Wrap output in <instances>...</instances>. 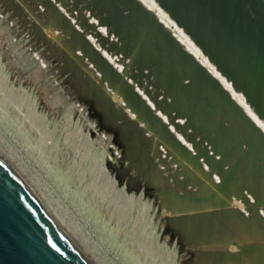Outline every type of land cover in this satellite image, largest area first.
I'll return each mask as SVG.
<instances>
[{
  "label": "rangeland",
  "instance_id": "obj_1",
  "mask_svg": "<svg viewBox=\"0 0 264 264\" xmlns=\"http://www.w3.org/2000/svg\"><path fill=\"white\" fill-rule=\"evenodd\" d=\"M60 1L61 0H0V146L4 152L12 158L11 160L14 161L23 172L30 184L35 186L34 189L36 188V192L42 194L39 196L43 197L47 206L55 212V216L58 217L62 225L72 233L76 240H78L82 248L84 250L86 249V253L89 257H92V261L95 264H185L188 255L182 251L181 244L173 241L170 234L166 232L164 217L171 215L168 206L160 207L158 203L161 202V200H156V197L150 195V193L128 191L126 184L122 186L119 185L115 169L114 167L111 168L108 163H117V157L113 152H117L120 155V150H118L116 144L112 143V137H107L101 132V128H99L101 118L96 119V117H94L92 120L86 105L74 103L69 95L70 91L66 89L67 87L65 85L64 88L60 87L62 84L58 86V84L62 82L57 79V75L48 74L47 71H49L52 64L43 56V50H49V52L55 56L72 59L73 63L78 65L77 59L79 61L80 59L75 57L74 54L76 53L78 56H83L81 50L74 49L73 53L70 54L67 52L66 54L63 50L65 45L71 46L75 41L82 45L92 43L95 49L104 56L103 49L106 48V51L110 50L108 43H106L107 45H102V41L98 42V39L102 37H105L104 40L108 38L112 39V42L118 45V50L116 52L109 51L110 53L114 52L115 56L114 60L108 61L110 66L113 65L116 72H119V75H123L120 76L125 80L126 84L128 83V85L123 86L124 91L127 90L126 87L131 84L128 88L134 87V91L142 96L144 101L149 102V105L155 110V115L165 124V131H168V133L175 138L177 134L174 133L176 131L172 130L169 116H172V114L175 115V112L171 113V109L174 107V104H178L177 99H182L183 97L182 100H188L189 98L192 104L196 102L193 111L188 112L189 120L190 118L194 120L195 116H197V112L205 117L204 113L209 112L210 109H206L202 102L196 101L199 97H195L194 93L192 96H194L195 102L190 94L182 90L176 91V89L174 100L170 98L168 100V106L165 107V96L163 97V95L166 93H163V91L159 92V90H161L159 84L157 91L158 94L161 93L162 96L157 99V101H159L157 105L168 114L162 113L159 109L156 110L157 107L153 106L154 104L152 103L156 99L153 101L151 100L149 92L146 93V91L149 90L145 87L146 84V86L151 89L150 92H153L151 96L152 99L153 96H157L154 86L152 84L149 85L151 72L153 71L151 70L148 76L147 74L137 73L135 63L127 54L129 49L126 50V47L124 45L122 46L124 42L120 41V39L123 40L121 33L123 32L126 35L125 38L127 40L133 41L136 47L139 46V49L141 48L146 52L150 51L154 55H157L155 56V68L157 72L161 68L158 75L165 76L170 84L175 78V75L180 76L181 80L190 79L183 76L184 70L179 66V62L186 65L191 70L192 68L191 65L184 63V59L187 58L184 56L185 53L181 52L178 45V49H173L175 57L168 54L164 55L165 52L157 45L155 39L150 38V33L152 32L161 36L164 42L168 43V40L164 36L159 35L160 33L154 28V20L161 25L160 31L163 29L168 32V39L174 42L172 37L174 39L176 38L175 40L185 52L192 58L198 60L205 70L213 72L214 67L215 71L218 70V73L224 75L225 73L223 71H219L218 65L220 64L212 57L209 58L205 53V46L209 44L210 41L208 40L210 39L206 36L202 37V35H204L202 34V26H196L194 23L195 21L192 20V11L188 7L186 9L185 2L182 4L177 3V0H175L168 3L171 5L170 7L173 8L171 11L174 13V17L177 18H175V20L160 7L156 0H154L160 8L161 18H158L157 14H153L152 19L149 21L145 12L149 14L153 13L152 9L147 7L144 0H137L143 7L135 8L133 6L135 8V14H132V9L128 8V18H132V22L124 15H121L120 12H118V14L115 13L120 9H125L122 2H120L122 7L110 4V6L108 5L110 9H106L105 11L111 13V15H117L115 18L113 17L114 19H111L110 25L112 26L110 27L101 25V22H99V19L96 17H92L94 20H90L89 17L92 16V14L89 15L90 12H86V10L83 9L85 4L80 5L85 12L83 15H86L85 18L88 24L92 25L89 26L91 28L95 27V29H88L84 26L83 19H79L78 17L80 16L78 14L79 12H77L79 11L77 10L78 8H71L76 6V1L69 0L71 3L67 8L69 11H64V8L60 5ZM74 3L75 5H73ZM50 9H55L61 13L58 12L60 15L67 17L71 25L82 32L86 37L83 38L79 31L71 28L69 29L64 24L63 28L67 34L68 30H74L78 33L79 38L75 40L74 35L70 32L68 34L69 36H66L60 28V19L53 17ZM73 12L75 13L73 14ZM74 17L76 18L74 19L75 21L73 20ZM153 17H155V19H153ZM62 23L66 22L63 20ZM135 25L140 26L143 32H148V36L137 33L134 30ZM103 26H106V34L102 33ZM184 26L187 27L188 31L182 28ZM97 32H99L101 36L97 37ZM179 32H182V34ZM87 33L94 38L96 43L91 41V37L89 38ZM129 33L134 36L132 40L129 38ZM177 34L185 38L188 47L177 38ZM60 37L67 38L60 39ZM147 38L150 39L148 40ZM141 40L146 42L145 45ZM152 40H154V43ZM174 43L176 44V42ZM143 47H147L149 51ZM170 48L172 47L170 46ZM193 51H197V56ZM92 52L93 51L90 50L91 58H89L90 68L87 70L88 75L92 80L96 79L98 81L99 76L107 79L98 67L97 62L101 57L92 55ZM202 55L207 60H204ZM220 55L222 54L220 53L219 56L216 57L217 59L219 58V62L227 63L228 60L221 59ZM176 59L178 60L174 61ZM116 61L117 63H115ZM162 68L166 69H163V71ZM174 68L178 69L181 74L176 73ZM96 69L97 71L95 72L94 70ZM210 71L209 74L214 77V74H211ZM193 72L196 79L192 84L194 86L203 85L204 92L207 93L206 90H208V94H210L208 102L213 101V103H217L212 111L213 115L220 118V121L217 122L214 118L209 119V121L214 124H219L217 126H221L219 128L217 127L220 135H233L232 132L225 133L228 131L229 123L226 121V125H223L225 120L223 121L220 116L221 114L219 115V111L217 112V110H220L221 106L218 107V104L221 105L219 102L222 99L218 97L216 92H214L215 94L213 93V87L205 80L203 75L194 70ZM142 75H145V77H142ZM83 76L85 75L83 74ZM145 78H147V80ZM214 79L216 78L214 77ZM226 79L233 81L228 77H226ZM108 84L109 82L107 85ZM91 85L95 86L97 91L100 92L98 89L99 87L97 88L95 83L92 82ZM107 87H109V85ZM170 87L172 86L170 85ZM109 88L111 89V87ZM141 88H143V92ZM103 89L106 88L104 87ZM103 89L101 90L103 91ZM167 90L165 89L166 92ZM78 92L80 94V90H78ZM114 95L115 92L112 89L109 94L110 99L111 96ZM121 105L126 108L125 112L127 116L134 120L138 118L137 113L136 116L134 115L135 112H132L133 110L129 105V101L125 100ZM195 109H197V111ZM193 112L194 114L191 117ZM151 113L153 114V111ZM180 113V111H177V114ZM164 115L168 116H166L168 121L164 118ZM157 119L158 118L155 116H152L153 121ZM171 119L174 120V117H171ZM182 119L183 120L176 118L175 122L185 127V124L188 123L187 118L185 117ZM159 121L158 119L157 122L159 123ZM142 123H145V125L140 124L144 128L146 122ZM189 125L188 123L186 126ZM223 130H225V132ZM178 131L181 132L180 130ZM185 132L189 141H182L183 138L178 137V135V138L175 139L186 148L187 154L193 157L197 155V151L195 150L201 147L202 154L197 169H204L206 174H210V169L206 163L203 162L207 155L209 158L215 157L218 159L219 157L215 156L213 150H211L212 144L209 146V143L201 138L195 126L187 127ZM222 132L224 133L222 134ZM151 133H149V131L146 132L149 144L147 149L151 156V162L155 165V170H157L156 172H158V170L160 171L158 174H160L161 178L165 179L172 193L176 192V195H186L187 192L190 193L188 196L198 199L197 204L195 202H188L186 204L191 207L188 209L190 213L192 212V214L188 215L191 218L190 223L198 227H203V229L207 227L205 230L212 235V246L239 254L242 259V263L240 264H262L264 261L263 225H258L259 227L250 225L245 226V228L243 224L241 225L240 222H237L239 220L238 215H240L243 217L244 221L248 223V221L253 219L252 214L247 212L248 208L246 207L244 209L240 208L241 210L237 209L238 211L230 210L231 212L223 209L216 202L219 192L215 193L216 198L201 202L200 199L207 196L200 195L197 187L198 184L195 183L193 185L187 177V172L184 174L183 168L185 170L187 169L185 163L183 164V161L181 159L179 160V158L174 159V153H169L166 149L167 145L164 136H160L158 133ZM211 136L213 137V135ZM190 144L191 146L189 147ZM156 145L157 147H155ZM192 145L197 146L195 150ZM206 147L210 149L207 150ZM154 149L155 151H152ZM156 149H158L159 152H157L158 150L156 151ZM238 150L242 152L240 148H238ZM208 151H210L211 157ZM235 153L237 154L238 151H235ZM157 155L160 157H157ZM161 155L164 163L159 162ZM216 161L221 162L220 160ZM182 173L184 175H181ZM213 175L214 173L211 175L212 180L215 185L219 186L221 180L217 179V175ZM234 178L236 182V177ZM204 182L205 180L203 179L202 184H204ZM156 191H158V189H153L150 192ZM168 192L171 193L170 191ZM243 194L249 199L247 191H244ZM239 200L241 202L242 198L236 201ZM165 202L166 204L174 203L171 200H165ZM241 204L244 205L243 202H241ZM249 204L254 205L253 200L249 199ZM232 212L235 215L232 214ZM198 213L201 214V216L195 217ZM205 214L215 215L219 218L220 222L216 223L208 220ZM259 215L263 220V210L259 211ZM236 223L238 228L235 226ZM251 227L252 230H250ZM237 229L240 230L237 231ZM244 229H247L246 232L248 230L253 233L261 232L258 233L259 235L256 233L252 234L251 232L252 235L249 233L246 235V233H243ZM256 230H258V232ZM241 234L243 235L242 237ZM260 234L262 235L261 238ZM255 235L258 237L255 238ZM245 238H254L251 239L253 243ZM259 238L260 242L263 241L262 244H260ZM255 239H258L256 243L254 242ZM246 240L250 244L248 242L246 243ZM211 254L216 255L218 252L212 250L209 254L207 252L205 256H210Z\"/></svg>",
  "mask_w": 264,
  "mask_h": 264
},
{
  "label": "water",
  "instance_id": "obj_2",
  "mask_svg": "<svg viewBox=\"0 0 264 264\" xmlns=\"http://www.w3.org/2000/svg\"><path fill=\"white\" fill-rule=\"evenodd\" d=\"M75 1L77 3L76 6L71 8H78L77 10L82 12V14L85 13L83 11V9H85L86 12H90L89 15L92 14L93 17L98 18L99 21L102 22L101 25L110 27L112 26L110 25V21L113 17H110L109 13L105 10L110 9L108 8V5L110 6V4L122 7L120 2L123 0ZM126 1L129 6L127 5L125 9H120L116 13L118 14V12H120L121 15L128 18L129 13H127V8L132 6L135 8H141L142 5L137 0ZM156 1L167 14L174 19L176 18L174 17V13L171 11L173 8H171V5L168 4L170 1L175 0ZM184 2L187 4L185 7H188L192 11V20L195 21L194 23L196 26L200 27L204 24L215 36V39L209 40L210 42L205 46L204 50L209 58L212 57L218 64H220L218 65L219 69L223 71L228 78L236 80V82L237 78H239V71H245L259 87L261 86L264 89V0H177V3ZM84 4L85 6L82 9L80 5ZM73 5H75V3ZM50 10L56 11L55 9ZM61 17L64 18L66 23H62V21H60V28L66 36H69L63 28L64 24L69 29H77L71 25L67 17L63 15H61ZM83 17L85 18L84 15ZM153 19H155V17H153ZM128 20L132 22V18H128ZM83 21L84 26L88 28L89 25L84 19ZM154 21L157 23L156 20ZM160 26L161 25L158 24V26L155 27L157 32L160 33L159 35L168 36V32L166 30L161 29L160 31ZM182 28L185 31H188L187 27L184 26ZM134 30L140 35L148 36L149 34L148 32H143L141 27L138 25L134 26ZM80 34L83 38L86 37L82 32H80ZM125 36L126 35L122 32L121 37L124 39L122 46L124 45L126 50L129 49L127 54L139 70L138 71L136 69L137 73L147 74L148 76V73L151 72V70L154 71V74L150 77L149 84L154 86L155 93L158 95L157 89L159 84L167 90L170 87V83L167 81L166 77L156 74V68L155 66H152V63L146 62L143 59V56L137 53V51L133 52L134 50H137V48L134 42L127 40ZM61 38L67 37H60V39ZM172 39L176 42V45L180 47L181 52L187 55H184L187 58L184 59V63L191 65L192 70L203 75L205 80L208 81L211 86H215L213 90L217 91L222 96H226V99L221 103L229 105L231 108H235L234 104L229 103V101L231 103L233 102L231 101V98H229L230 96L227 95L228 93L225 91L226 89L223 88L221 84L209 74V71L203 68V65L198 62V60L188 55L173 37ZM152 42L154 43V40H152ZM78 50H81L83 56H78L76 53L74 54L75 57L80 59L77 65L73 63L72 59L52 55L49 50L44 49L43 56L46 57L52 64L47 72L48 74L57 75V79L62 82L59 83L58 86L62 84L60 87L64 88V85L67 87L66 89L70 91V93H68L74 103L86 105L92 120L94 117H96V119H100V111L94 109L93 105L90 103V97L86 94L87 88L94 81L88 75L87 70L90 68V50L93 51L92 55L103 58L104 56L95 49L92 43H87V45L83 44ZM220 53L222 54L220 55L221 59L228 60L227 63L219 62L216 58ZM141 62H143V65H141ZM111 67L114 69L113 65ZM174 70L176 73L181 74L178 69L174 68ZM94 71L96 72L97 69ZM114 71L116 72L115 69ZM83 74L85 76H83ZM97 75L99 76L98 72ZM194 81L195 80L191 79H182L181 84L186 89V87H189ZM94 83L97 88L100 86L102 89L103 87L106 88L101 91V95L104 101L109 103L110 110L106 116L107 119H104V121H101L100 119V126L101 130H103L101 132H103L107 137H112V143L116 144L118 150H120V155L117 152H113V154L117 157V163H108L111 168L114 167L119 185L122 186L123 184H126L128 191L150 193V195L156 197V200H161V202L158 203L160 207L168 206V210L171 215L164 217L166 232L170 234L173 241L181 244L182 251L188 255L185 264H200L199 261L203 259V256H205L207 252L209 254L212 250H215L218 254L224 256V258L229 261V264L242 263V259L239 254L230 252L226 249L221 250L219 247L212 246V235L205 230L207 227L203 229V227H198L190 223L191 218L188 215L192 214V212L190 213L188 209L191 207L186 204L188 202H195L197 204L198 199H194L193 197L187 195H176V192L174 191V193L163 191L150 182L149 172L151 170L149 171V169L153 166V163L151 162V156L148 153V147H146L148 146L146 136V132H148L147 129L138 124L139 121L137 122V118L136 120L131 119L119 106L116 105V103L110 100L109 94L111 93L112 88L110 89L107 87L108 79H104L99 76V80H95ZM145 87L147 90H151L146 86V84ZM78 90H80V94ZM193 91L194 96L199 97L197 98V101L202 102L206 109H210L209 112L204 113L205 118L201 121L191 120V118L189 120L188 112L193 111L195 103L192 104L190 101L184 102L182 99H177L178 104H174V107H172L173 110L171 109V113L175 112V115L172 114L169 118L171 119V117H174V120H171L177 124L175 119L177 118V111H180L184 115L183 118L186 117L187 122L191 124V126L195 125L197 132L201 135L202 139H205L207 143H209V146L210 144L218 145L217 134L212 131L210 125L206 124L211 118H214L217 122L220 121V118L213 115L212 111L217 104L208 102V98L210 97L208 94L209 91L206 90L207 93H205L203 85L194 86ZM159 92H161V90H159ZM190 95L193 97L192 93ZM154 99H156V97L153 96V100ZM125 100L127 101L128 99L125 98ZM147 103L153 111V115L158 118L161 123H163L162 120L155 115V110H153V108L149 105V102ZM195 110L197 111V109ZM193 114L194 112L191 114V117ZM134 115H136V113H134ZM120 116H122V118ZM125 120L127 123L132 124L135 129L141 133L139 137L140 141L139 143H136V146L134 144H132L133 147L125 145L116 135L117 129L124 125ZM217 125L219 124H214L213 126L217 127ZM223 125H226V122L223 123ZM163 126H165V124ZM211 135H213V137ZM164 138H166V136H164ZM239 142H241V144H239ZM242 145H244L243 139L239 140L236 146L242 150V155H248V151H250L248 148H251L250 145L246 144L247 147L245 149H243L244 146ZM181 147L183 148V152L187 154L186 148L182 145ZM206 148L207 150L210 149L208 147ZM230 149L235 152L233 147H230ZM208 152L210 156V151ZM222 156L223 153L220 155L221 159ZM217 164L222 167V162H218ZM142 166H145L143 171L140 170ZM229 167L234 169V173L231 175L232 177L237 173V168H240V161L234 160ZM229 167L228 165H224L223 171H227ZM158 172L160 171L158 170ZM231 179L235 180L234 177ZM245 181L247 182V180ZM153 189H158V191L150 192ZM214 198H216V194H210L209 196L200 199V201H210ZM165 200H171L175 204H166ZM205 215V217L212 222H220L219 218L215 215ZM200 216L201 214L198 213L195 217ZM218 254L213 256H217ZM0 264H95L71 232L62 225L58 218L43 202V199L30 184L23 172L1 148ZM207 264L209 263L207 262Z\"/></svg>",
  "mask_w": 264,
  "mask_h": 264
},
{
  "label": "bare ground",
  "instance_id": "obj_3",
  "mask_svg": "<svg viewBox=\"0 0 264 264\" xmlns=\"http://www.w3.org/2000/svg\"><path fill=\"white\" fill-rule=\"evenodd\" d=\"M144 1L146 3L147 7H149L150 9H152V12H153V13H150V14L148 12H145L146 13V16L149 19V21H150V19H152L153 14H157L158 18H161L160 8L157 6V4L154 2V0H144ZM60 2H61L60 5L64 8V11L65 10L66 11H69V9H67V8L71 4L70 1L69 0H61ZM122 3L124 4L125 8L127 7V5L129 6V4L127 3L126 0H123ZM184 4H186V3H184ZM129 9H132V12L131 13L132 14H135V8L133 6L130 7ZM129 9H128V11H129ZM186 9H187V7H186ZM77 12H79V11H77ZM74 13L75 12H73V14ZM51 14L56 19H60V21H63L64 20L63 18H61V15L58 12H56V11H52ZM78 14L80 15V16H78L79 19L80 18L84 19L85 22L88 24L87 19L83 17V14L84 13L82 14V12L81 13L79 12ZM109 14L111 15V13H109ZM72 16H74V15H72ZM116 16L114 14L111 15V17H114V18ZM92 17H93V15L89 17L90 20H94V18H92ZM132 17H133V15H132ZM74 19H76V18L74 17L73 20ZM99 22H101V21H99ZM153 23L155 24V27H157V24L155 22H153ZM88 25H90V24H88ZM99 26H100V24H99ZM82 27H84V26H82ZM88 29H95V27L94 28H91L89 26ZM102 29H103L102 30V33L103 34H106V32H107L106 31L107 30L106 29V26L105 27L103 26ZM94 31H97V30H94ZM202 31H203L202 34H204V35H202V37L203 36H206L209 39H211V38L214 39L215 38V36L211 33L210 29L207 26H205L204 24H202ZM69 32L72 35H74L75 40L79 38V35H78V33L76 31H74V30H68V34H69ZM97 33H98L96 35L97 37L101 36L99 34V32H97ZM179 33L182 34V32H179ZM103 34H102V36H103ZM129 35H130L129 38L132 40L134 38V36L131 35L130 33H129ZM150 36H151L150 38L151 39H155V41L157 42V45L160 48L163 49V52H165L164 55L168 54V55H172L173 57H175L174 56V53H173V51H174L173 49L174 48L175 49H178V47H177V45L173 41H171V39H168L167 36H164L168 40L167 41L168 43H165L164 40H163V38L161 36H158L155 33H152L151 32L150 33ZM176 36H177V38H179L187 46L185 38L180 37L179 34H177ZM90 37H91V41L94 42V43H96L95 40H94V38L89 35V38ZM104 39H105V37L99 38L98 39V42L102 41V43H103L102 45H105L106 43H108V46H109V49L110 50L106 51V48L103 49L104 54H105L104 55L105 57L104 58L101 57V59H99L97 63H98V67H99L100 71H102L104 73V76L108 79V82H109L108 85H109V87H111L113 89V91L115 92V95L114 96H111V99L110 100H112L114 103H116V105H119L120 108L126 114V112H125L126 108L123 107L121 104L125 102V98L128 99L127 101H129V105H130L131 109L133 110L132 112H135L138 115V118H137V122L139 121L138 124H141L142 122H146V126H144V127L147 128V131H149V133L153 132V133H158V135L160 134V136H166V138H164V140L166 139V145H167V148L166 149L169 151L170 154H172V153L175 154V155L173 154L174 155V159L179 158V160L181 159L183 161V164L185 163L187 169L185 170L182 167L183 168V172H184V174H185V172H187V177L190 179V181L193 183V185L195 183L198 184L197 187H198V190H199V194L200 195H202V196H208L210 194H215V193L219 192V194L217 196V199H216V202L223 209H226L229 212L230 210H237V209H240V208H243L244 209L246 207V208H248L247 212L248 213L250 212L252 214L253 219L250 220V221H248V223H247V221H244L243 217L240 216V215H238L239 216V220L237 222H240L241 225L243 224L244 227L245 226H250V225H252V226L253 225H256V226H258V225L259 226H262L263 225V227H264V221H263L264 218L262 220V217H260V215H259V211L260 210L261 211L263 210V212H264V91H263L264 89L260 86L262 88L261 89L258 86V84L255 81H253L251 79V77L248 75V73L245 72V71H242V70L239 71V75H238L239 78H237V82H236V80L231 81V80L226 79L227 76L225 74L222 75V74L218 73V70L215 71V68L214 67H213V69H214L213 72L209 70L211 72V74L212 73L214 74V77L221 84V86L226 89L225 91L228 93L227 95L230 96L229 98H231V100L233 101V103H231L230 101H229V103L235 105V108H231L229 105H226V104L221 103V101H223V100L226 99V96L220 95L217 91L213 90V88H215V86H212L213 87L212 88L213 93L216 92L217 95H218V97H220V99H222L221 101L219 99V101H220L219 103H221V105L218 104V107L219 106H221V107H220V110H217V112L219 111V115L221 114L220 116H221V118H222L223 121L225 120V122L227 121L229 123L228 131L227 132H225V130H223V131L226 134L232 132L233 135H231V136H228V135L227 136H222V135H220V133L218 131V128L221 127V126H217L218 128L217 127H214L213 126L214 123H212V122H210L208 120L206 124L211 126L212 131L215 132V134H217V137H218V142H217L218 145H215V144L212 145L211 150H213V153H214L215 156H217V157L219 156L218 157V160H220L222 162V166L228 165V167H229L230 164L234 160H238V161H240V168H237V173L234 176L231 177V175L234 173L233 172L234 171L233 168L229 167L227 171H223L224 170L223 167H220V166L217 165V163L219 161L217 162L216 161L217 159L215 157L209 158L208 155H207V157H206V159H205V161L203 163H206V165L210 169L211 173L209 172L210 174H206V172H204V169L203 170L202 169H197V166L199 165V163H198L199 160L198 159L201 158V154H202L201 147H198V149L195 150V147H197V146L192 145V147L194 148V150L197 151V155H196V157H191L190 155H188V154H186V153L183 152V148L181 147L180 143L176 140L178 137H181V138H183L182 141H189L187 139V135H186L185 129H187V127H191V124L189 126H186V124H185V127L184 126L182 127V125L175 124L174 121H172L170 119V122L172 124V130L176 131L174 133H176L178 135V137L176 135V137H175L176 139H175L174 137H172V135H170L168 133V131L167 132L165 131V126H163L164 125L163 123H161L160 121L158 123L156 120H154V121H156L157 123L154 122L152 120V116L154 117V115L151 113L152 112L151 111V108L146 104L147 102L144 101L143 97L140 96L139 94H137L134 91V87L128 88L129 86H131V85H129V86L126 87L127 90L124 91L123 86L128 85V83L126 84L125 80L122 79L121 76L114 71V69L110 66L109 61H108V60H114V56H115L114 52H116L118 50V45H116L114 42H112V39H110V38H108L106 40H104ZM120 41H123L124 42V39L123 40L120 39ZM143 43L145 45L146 42H143ZM141 45H142V43H141ZM169 45L172 48H170ZM81 46H82V44H79L77 41H75V42L72 43L71 46L65 45L63 50H64V52L66 54H67V52H69L71 54V53H73V50L74 49L75 50L76 49H79ZM147 46H149V45H147ZM138 47H136L137 50H134L133 52L137 51V53H139V54H141L143 56V59L146 62L152 63V66H155V63H156L155 56H157V55H154L152 52H150L147 49V47H145V48L149 52H146L145 50H142L141 48L139 49ZM196 49H198V48H196ZM109 51L110 52L114 51V52L113 53H110ZM193 53L197 56V51H193ZM202 58L204 60H207L203 55H202ZM177 60L178 59H176L174 61H177ZM77 61L79 62L78 59H77ZM115 63H117V61ZM179 64H177V65H179L184 70V72H183V76L184 77H186V78L189 77L192 80H195L196 79L194 77L193 70H191L190 68H188L186 65L182 64L181 62H179ZM208 64H209V62H208ZM141 65H143V62H141ZM162 66H164V65H162ZM206 68H208V67H206ZM163 69H166V68H162V70ZM159 71H161V68L159 69ZM219 71H221V70H219ZM155 72H156V74H158L157 70H155ZM153 74H154V71L151 72V76ZM143 76L145 77V75H143ZM145 79L147 80V78H145ZM95 80L93 81V83L95 82ZM180 81H181V77L175 75V78L173 79L172 83L170 84L172 87H169L168 90H167V92L165 91L164 87H161V91H163V93H166L164 95L165 96V99H164L165 107L168 106V100L170 98H172L174 100L175 89H176V91L177 90H182L185 93H188V94H191L192 93L193 94V92H194L193 91L194 85L192 84L189 87H186V89H185V87L182 86V84H181ZM159 88H160V86H159ZM189 88H190V91H189ZM98 89L100 90V92L97 91V89L95 88V86L89 85V87L87 88L86 94L90 97V103L93 105L94 109H97V110L100 111V118L102 119V121H104V119H107L106 116H107V114H108V112L110 110V107H109V103L105 102L104 99L102 98V95H101V91H102L101 89H102V87L100 86ZM141 91L142 92L144 91L143 88H141ZM147 92H149V96H150L151 100L153 101V99L151 97L153 95V92L146 91V93ZM160 96H162L161 93H159L156 96V100H154L152 103L154 104L153 106L157 107L156 110L159 109L160 111H162V113L165 114L167 112H165L162 108H160V106L157 105V104H159V101H157V99H159ZM175 99H177V98H175ZM182 99H183V97H182ZM183 101L184 102H188L189 101V98H188V100H183ZM194 102H195V99H194ZM196 106H197V104H196ZM166 116L164 118L168 121V119L166 118ZM120 117L122 118V116H120ZM176 117H177V119L183 120L182 118L184 117V115L180 113V114H177ZM204 118H205L204 115H201L200 113L197 112V116H195L194 120L201 121ZM124 119H125V116H124ZM181 120H180V122H181ZM126 122L127 121H125V123ZM125 123H124V125L122 127H120V128L117 129V131H116L117 137L125 145H128L130 147H133L132 144H134L136 146V143H139V141H140L139 137H140L141 133L139 131H137L132 124H130V123H126L125 124ZM192 126H195V125H192ZM99 128H101V126ZM178 130H180L181 132H179ZM224 132H222V134ZM242 139H243V143H244L245 148L247 147L246 144L250 145V147H251L250 149L248 148V150H250V151H248L249 152L248 155H244V154L242 155V152H240L238 150L237 146H236V144L238 143V141L239 140H242ZM156 142H157V140H156ZM239 144H241V142H239ZM146 145H147V142H146ZM190 146H191V144L189 145V147ZM146 147H148V146H146ZM155 147H157V145ZM230 147H233L234 151H238V153L236 154L235 152H233L230 149ZM0 148L2 149L1 146H0ZM136 150H137V147H136ZM157 150L158 149H156V151ZM152 151H155V149L152 150ZM157 152H159V150ZM221 153H223L222 159L220 158ZM157 157H160V156L157 155ZM10 159H12V158H10ZM159 160H160L159 162L164 163L163 162L162 155H161V159H159ZM259 162H260V164H259ZM138 168H139V166H138ZM144 168H145V166H142L140 168V170L143 171ZM218 168H219V171H218ZM149 171H150L149 174H150V182L151 183H153L157 188H160L163 191H170V192L172 191L169 188V186L167 185L165 179L161 178L160 174H158V172H156L155 165H153L149 169ZM216 171H218V172L215 173ZM213 173H214L215 176L216 175L218 176L217 179H220L221 180V184L219 186L215 185L214 181L211 178V175ZM184 174L182 173L181 175H184ZM178 175H180V174H178ZM233 177H236V182L233 179H231ZM203 179L205 180L204 184H202V180ZM245 180H247V182ZM178 184H180V183H178ZM34 187L35 186H33V188ZM179 189H181V188H179ZM35 190H36V188H35ZM244 191H247V195H249V199L250 200H253L254 205L249 204L248 197H246L243 194ZM189 194L190 193H187L186 192V195L187 196ZM197 195H196V198H197ZM41 198L43 199V197H41ZM198 198H199V195H198ZM239 198H242L241 202H243L244 205L241 204L240 200L239 201H236ZM43 202L46 204V202L44 200H43ZM234 212H236V211H234ZM245 212H246V210H245ZM52 213L54 214L55 212L52 211ZM220 213H222V212H220ZM232 214H234V213L232 212ZM244 218H245V216H244ZM231 222H233V221H231ZM235 226H237V223L235 224ZM239 227L241 228L240 225H239ZM237 228H238V226H237ZM238 230H240V229H237V231ZM246 230L247 229H244V232H243L244 234L246 233V235H247V233H249V234H251V233L252 234H255L256 233V232L253 233L251 231H250L251 232L250 233L249 230L246 232ZM250 230H252V227L250 228ZM256 231L258 232V230H256ZM259 232H261V231H259ZM258 233H256V234L259 235ZM242 234H241V237L243 236ZM262 235H264V233ZM262 235L260 234V238H261ZM257 237L258 236H256L255 238H257ZM260 238H259V242H260ZM245 239H249V238H245ZM251 239H254V238H250L249 239V241L251 243H253V241ZM257 240L258 239H255L254 242L256 243ZM247 242L248 241L246 240V243ZM262 242H260V244H262ZM258 246L260 247L259 244H258ZM263 246H264V244H263ZM256 252H258V251H256ZM211 255L210 256L209 255L208 256H203V259H201L199 261L200 264H207V262L209 264H229V261L227 259H225L224 256H222L221 254H218L217 256H213V255L211 256ZM259 255H260V253H259ZM259 255H258V258H259ZM254 257H256V256H254ZM90 258L92 259V257H90ZM203 260H204V263H203ZM262 264H264V261H263Z\"/></svg>",
  "mask_w": 264,
  "mask_h": 264
}]
</instances>
